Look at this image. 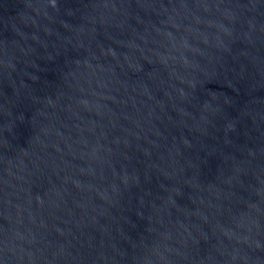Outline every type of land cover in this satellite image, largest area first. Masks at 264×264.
<instances>
[{
    "label": "water",
    "instance_id": "95a60500",
    "mask_svg": "<svg viewBox=\"0 0 264 264\" xmlns=\"http://www.w3.org/2000/svg\"><path fill=\"white\" fill-rule=\"evenodd\" d=\"M0 264H264V0H0Z\"/></svg>",
    "mask_w": 264,
    "mask_h": 264
}]
</instances>
